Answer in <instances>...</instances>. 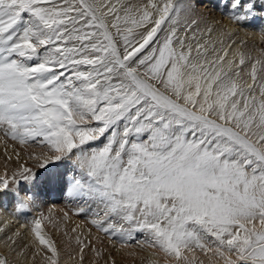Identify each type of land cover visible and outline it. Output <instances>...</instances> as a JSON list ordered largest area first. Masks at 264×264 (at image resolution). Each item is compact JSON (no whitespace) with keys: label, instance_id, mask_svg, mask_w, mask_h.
<instances>
[{"label":"snow or ice","instance_id":"1","mask_svg":"<svg viewBox=\"0 0 264 264\" xmlns=\"http://www.w3.org/2000/svg\"><path fill=\"white\" fill-rule=\"evenodd\" d=\"M195 10L193 0L120 9L104 0H0V129L22 145L43 138L51 154L35 157L38 169L71 159L78 175L69 196L94 204L91 224L122 246L144 231L148 246L177 264H193L182 253L196 248L223 264H264V61L251 64L248 83L223 49L207 59L197 42L193 57L178 28L196 39ZM219 11L240 25L264 17V0H224ZM235 55L240 65L250 58ZM36 172L0 178L15 211L39 207L17 188ZM48 219L31 231L48 264H58L42 235Z\"/></svg>","mask_w":264,"mask_h":264},{"label":"rangeland","instance_id":"2","mask_svg":"<svg viewBox=\"0 0 264 264\" xmlns=\"http://www.w3.org/2000/svg\"><path fill=\"white\" fill-rule=\"evenodd\" d=\"M207 1H209L208 3L213 2L214 5L216 3H219L221 5L224 3V0H215V1L207 0ZM104 2L112 3L116 5L117 9H120L122 5L128 4L129 2L134 5L145 4V2L142 3L141 0H119V1L104 0ZM193 3L196 4V10H195V15L192 18L201 20L203 27H205V25L210 21L218 20L217 22L216 21L215 22L217 23V27H219V30L222 31L223 28L226 26V24L230 22V20L227 18L226 15H221V13L215 8L213 10L211 7L207 6V3L206 4L202 2L200 3L197 2V0H193ZM201 17H203V19H201ZM201 29L202 28L199 27L196 30V38L203 35V33L199 32ZM251 30H252L251 28L247 27V32L253 33ZM189 33L191 34L190 31L184 28L183 24L179 26L178 35L181 39L185 40L189 36ZM258 33L264 34V32H261V30H259ZM207 39L208 36L205 38L203 37V41H207ZM210 41L212 42L211 44L215 42L212 40V38ZM236 46H238V50L236 51H242L244 53H247L249 54L250 58L245 61V65H240L239 61L236 59V58L239 59V57L236 56L233 61L236 67L233 69L232 74H234V72L236 71H241L243 68V70L241 71L243 80L241 82L246 80L248 83H251V79L249 76V73L251 71V64L255 63L256 59H261L262 61H264V44L258 43L257 45L254 44L252 45L250 44V41H245V42H241L240 45H236ZM247 70L249 71L248 73H246ZM254 94L258 95V89ZM93 124H95V122H93ZM0 139L2 141L4 140L7 143V146H10L11 149L13 148L12 149L13 154L12 155L9 154V158L5 155L0 156V163H7L11 165L13 162H17V160H20V163L23 164L24 167L32 169L33 171H37L36 177L33 181L26 182L23 180V181H18L17 183L18 188H20L19 193L21 197H23L25 194H29L30 196L33 197V199L36 198L35 201L39 206L38 208H36L35 214L33 213L34 217L31 218L32 219L31 222H28L29 225L26 224L25 227H23L25 234L27 233L26 227L31 226V224L34 225V221L36 219H41L42 215L48 217L49 213L54 212L56 209H59V213L56 214L54 218L49 217L48 220H42V227L43 226L45 227L44 235L46 238L50 237L52 239V241L55 243L57 247V250L61 248L60 241L64 239V236H66L69 239L68 249L58 254V258H63L61 260H58V264H82L86 260L85 259L86 256H84L83 253L86 251L92 253V249L95 250L96 252L98 251L102 252L103 255L105 256L108 255L110 259L115 260L118 264H134V261L138 262V260L141 259L132 256L131 257L125 256L121 253L119 254L115 248L112 249V247H110L109 240L111 241L113 240L114 242L115 239H120V238L117 237V238L107 239V237L109 236H106L104 233H101L103 235H100L97 241L89 238L86 240L84 237H82L80 239L82 243L80 244L77 243V239L74 236L76 232V228L74 226L75 223H73V221L71 220L81 217V215L77 210L80 207H84V208L91 207L92 209L90 210V212L93 211V213L89 215H94V213L97 211L96 206L94 204L85 203V201L83 200L74 199L69 196L68 184L71 176L68 177V180L64 185L65 188L63 189V191L58 192L57 195L55 189L49 184L50 183L49 176L51 174L50 172L58 173V169L60 168V166L58 165H62L67 160L69 162H73L71 159L62 158L60 160L53 161L51 164H54V166L51 167V169L48 168L49 165L48 166L46 165V168L38 169L37 167L38 161L35 159V157L41 156L42 154H46V155L51 154L49 152V148L46 146V143L43 142V138H37L36 141L34 142H30L28 144L22 145L19 143V141L11 139L10 136L6 135L4 131L0 129ZM103 142H104V138H101V141L96 142L97 146L98 147L102 146ZM2 151L3 150L0 149V152ZM9 169H10L9 172L10 173L12 172L11 175L15 174V172L13 171L16 170V167ZM55 197H59V198H55ZM48 201H50L53 205H48L49 203ZM26 212L27 210L23 211L24 214H26ZM89 215L86 216L84 215L81 217V219L84 222H88L87 223L88 225L91 224L90 221L93 218L92 216ZM67 216L71 217L72 219H69ZM55 217H57V219ZM121 222L122 221H118V225L123 226L124 223ZM123 227L126 228L125 225ZM142 234L146 235L144 231L134 232L133 241L126 242L124 245L133 246V247H136L138 245L137 247H139L140 244L137 243L139 242L137 239L138 237H141ZM4 238H5L3 240L4 244L13 245V241H12L13 237L10 233H6ZM142 238H139L140 241L143 240ZM33 241L34 244L32 245L25 244V246L21 249L23 251L21 259L16 257V255L10 256V254L13 252V249L12 246L9 247V249L4 252V254H6L4 255V257L6 256L7 258V259L5 258L7 264H48V261L46 260L45 257L50 256L51 253L47 252L45 246L38 245L37 241L35 240ZM118 242H120L119 244H122L121 241ZM206 244L212 248L216 247L214 243V239L212 237H208ZM81 247H83L84 249L83 253L80 252ZM2 255L3 254H0V259ZM81 255L83 256V259H81ZM232 258L235 259L236 258L235 255H233ZM147 264H158V262L157 261L154 262V258L151 257L150 259H148Z\"/></svg>","mask_w":264,"mask_h":264},{"label":"bare ground","instance_id":"3","mask_svg":"<svg viewBox=\"0 0 264 264\" xmlns=\"http://www.w3.org/2000/svg\"><path fill=\"white\" fill-rule=\"evenodd\" d=\"M141 1L142 3L147 2V0H141ZM156 1L157 3L159 2V0H156ZM197 2H200V3L202 2L205 4L207 3V6L211 7L213 10L215 8L218 11H219V6L221 5L219 3H216L214 5L213 2L208 3L209 1L207 0H197ZM198 21H199V27L202 28L199 32L203 33V35L197 37L195 40H192L191 39L192 33L191 34L189 33V36L185 39L186 43H190L193 46V52H192L193 57L196 56L195 46L197 42H199L200 44H204L205 47L208 48L209 58L207 57V59L214 58L217 52L219 54H223V52L221 51V49H223L224 51L228 52V56L225 59L226 60L231 59L233 61L236 57L235 55V53L237 52L236 50H238V46L236 45H240L241 42L250 41V44L252 45L253 44L257 45L258 43L264 44V34L258 33L259 30L264 28V17L253 18L252 20L241 23L240 25L234 24V22L230 21L226 24V26L223 28L222 31H220L219 27H217L216 22L218 20H215L216 22L214 20L208 22L205 25V27H203L201 20H198ZM208 27H211L214 29L211 34H209L206 31V28ZM247 27L251 28L252 29L251 31L253 33L247 32ZM207 36H208L207 41H203V37L205 38ZM211 38L213 41H215L213 44H211L212 43L210 41ZM213 47L217 50L216 52H213ZM236 59L239 61L238 58ZM248 72L249 71L247 70L246 73ZM3 141L0 139V149L3 150L2 152H0V156L5 155L9 158V154L11 155L13 154V151H12L13 148L11 149L10 146H7V143ZM48 165H49L48 168L50 169L51 167L54 166V164H51V163ZM58 166H60V168L58 169V173L50 172L51 174L49 176V179H50L49 184L55 189L56 195L58 192L63 191V189L65 188L64 185L67 182L68 177L73 176L75 174L78 175V171L73 162H69L67 160L65 163H63L62 165H58ZM13 167H16V170L13 171L16 174L22 168H24V165L20 163V160H17V162H13L11 165L7 163H0V178L7 177L11 181L14 174L11 175L12 172L11 173L9 172L10 171L9 168H13ZM20 181H23V180H20ZM17 188H18V185H17ZM19 189L20 188H18V190ZM55 198H59V197H55ZM48 202H49L48 205H53L50 201ZM16 204H17V199L13 193H9V192L0 193V251H1L0 254H3L1 259L6 258V256L4 257V255H6L4 254V252L8 250L9 247L11 246H12L13 252L10 254V256L16 255V257L21 259L22 252H23L21 249L25 246V244H29V245L34 244V241H33L34 234L31 231V228L34 227V225L31 224V226L26 227L27 229L26 234H25V231L23 230V227H25L26 224L29 225L28 222H31L32 220L31 218L34 217L36 208L27 210L26 214H24L23 211L22 212L15 211ZM80 209H84V211L80 212ZM91 209H92L91 207H87V208L80 207L77 210L82 217L84 215L86 216V215L93 213V211L90 212ZM58 213H59V209H56L54 212L49 213L48 217L54 218V216ZM89 216L93 217V215H89ZM81 217H78L75 219L68 217L69 219H72L71 221H73V223H75L74 226L76 228V232L74 236L76 237V239L77 238L81 239L82 237H84L86 240L89 238V239H93L97 241L99 236L103 235L101 234L102 232L96 231L97 229L92 224L88 225L87 224L88 222H84L81 219ZM55 218L57 219V217ZM111 222L118 224V220H116L115 218H112ZM124 225L126 226V228L129 227V225H127L126 223H124ZM44 229L45 227L43 226L42 235H44ZM6 233H10L12 235L13 245H7L3 243V240L5 239L4 236ZM145 234L146 235L142 234V236L138 237L137 239L139 241L137 243L141 245V246L139 245V247H137L138 245L136 247L125 246V245L122 246V244H119L120 242H118L120 241V239H115L114 242L113 240L112 241L109 240V244H110V247H112V249L115 248L119 254L121 253L125 256H129V257L132 256V257L142 259V260L141 259L138 260V262L134 261V264H147L148 259H150L151 257L154 258V262L157 261L158 264H177V261L174 260L173 258H166L163 252L158 249V247L148 246V244L146 243V240L150 239V237L147 232H145ZM108 238L111 239V237H107V239ZM139 238H142L143 240L140 241ZM212 238L214 239V237ZM68 244H69V239L66 236H64V239L60 241L61 248L57 250L58 254L67 250ZM207 247L209 246L206 244V248ZM136 248H139L140 250ZM97 253H99V255H97ZM83 254L84 256H86L85 257L86 260L82 264H87V263L88 264H118L115 260L110 259L108 255L105 256L103 255L102 252H99V251L96 252L93 249H92V253L86 251ZM182 254L187 255L189 259H192L193 257H195L193 264H223V260L213 255L211 251H202L199 248H196L191 252L185 250ZM61 259L63 258H58V260H61Z\"/></svg>","mask_w":264,"mask_h":264}]
</instances>
